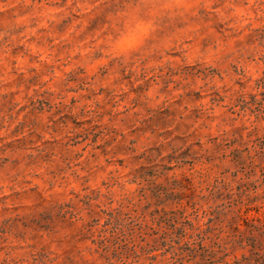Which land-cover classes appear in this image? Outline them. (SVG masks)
Wrapping results in <instances>:
<instances>
[{
	"label": "rangeland",
	"instance_id": "rangeland-1",
	"mask_svg": "<svg viewBox=\"0 0 264 264\" xmlns=\"http://www.w3.org/2000/svg\"><path fill=\"white\" fill-rule=\"evenodd\" d=\"M260 137L264 0H0V264H104L98 220L207 208Z\"/></svg>",
	"mask_w": 264,
	"mask_h": 264
},
{
	"label": "trees",
	"instance_id": "trees-1",
	"mask_svg": "<svg viewBox=\"0 0 264 264\" xmlns=\"http://www.w3.org/2000/svg\"><path fill=\"white\" fill-rule=\"evenodd\" d=\"M214 181L180 209L147 211L128 221L111 215L101 228L98 251L104 264H264V137L220 157ZM261 203V204H258ZM240 249L247 250L241 256ZM146 258L150 262L146 261Z\"/></svg>",
	"mask_w": 264,
	"mask_h": 264
},
{
	"label": "clouds",
	"instance_id": "clouds-1",
	"mask_svg": "<svg viewBox=\"0 0 264 264\" xmlns=\"http://www.w3.org/2000/svg\"><path fill=\"white\" fill-rule=\"evenodd\" d=\"M234 14L243 15V10L238 8ZM27 19V16L20 17L19 22H25ZM150 31V22H137L129 31L122 33L119 37L112 40L110 45L111 51L114 54H120L129 51L133 47H141L148 38ZM40 51L44 53L41 59L49 58L47 52L43 49H40ZM209 59H211V56H209Z\"/></svg>",
	"mask_w": 264,
	"mask_h": 264
}]
</instances>
